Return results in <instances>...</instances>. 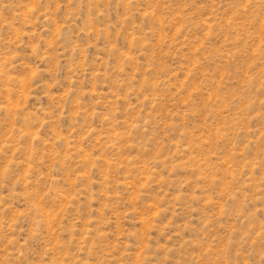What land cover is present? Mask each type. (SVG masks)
Returning <instances> with one entry per match:
<instances>
[{
	"label": "rangeland",
	"instance_id": "374dc122",
	"mask_svg": "<svg viewBox=\"0 0 264 264\" xmlns=\"http://www.w3.org/2000/svg\"><path fill=\"white\" fill-rule=\"evenodd\" d=\"M0 264H264V0H0Z\"/></svg>",
	"mask_w": 264,
	"mask_h": 264
}]
</instances>
